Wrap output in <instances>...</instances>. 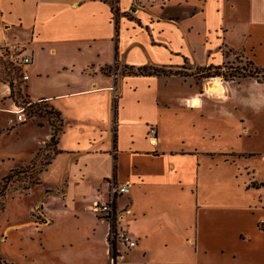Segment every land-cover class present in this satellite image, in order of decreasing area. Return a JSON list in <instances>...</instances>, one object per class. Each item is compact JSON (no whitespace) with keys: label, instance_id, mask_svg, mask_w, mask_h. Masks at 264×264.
<instances>
[{"label":"crops","instance_id":"1","mask_svg":"<svg viewBox=\"0 0 264 264\" xmlns=\"http://www.w3.org/2000/svg\"><path fill=\"white\" fill-rule=\"evenodd\" d=\"M8 43L32 59L23 93L61 117L29 190L46 196L31 210L46 223H27L46 264H111L110 224L91 211L110 179L132 186L116 208L136 246L117 264H264V82L215 77L213 91L204 76L232 56L264 69V0H0ZM10 93L0 83L4 128H31L18 143L30 164L53 127L19 124Z\"/></svg>","mask_w":264,"mask_h":264},{"label":"rangeland","instance_id":"2","mask_svg":"<svg viewBox=\"0 0 264 264\" xmlns=\"http://www.w3.org/2000/svg\"><path fill=\"white\" fill-rule=\"evenodd\" d=\"M234 59L233 56L230 57V63L227 65V69L224 70L226 75H255L259 73V79L264 81V69L255 72V68L250 63L245 62L241 58ZM0 69L3 71V67ZM162 72L166 73L165 71ZM180 72L183 75H190L188 72ZM212 74H214V71H206L204 76ZM1 75L6 77V73ZM211 78L209 79V85L213 91H217L220 80ZM23 84L24 82L21 83L20 81L14 83L15 94L13 98H10L14 104L20 106L31 101L23 93ZM7 105L8 103H5L3 108H6ZM26 106L28 107L27 123L36 122L42 124L50 122L58 132L61 131V117L50 106L44 103L26 104ZM5 117L6 114L0 113V134L6 133V130L11 133L14 129L9 127L5 130L4 127L9 122L8 119H12L13 116L9 115L8 119H4ZM14 118L16 119L17 116L14 115ZM30 129L26 128V132H22L20 135H17L16 129L11 135L0 137V191H3L4 187L7 188H5L7 190L6 196L0 197V257L2 258V264H46L47 262L45 237L41 234L33 233L30 228L31 225L27 224L30 215L32 227L36 231H40V228L46 223L41 215L40 208L33 210V212L31 211L36 205L42 204L44 206L46 204V196L41 187L32 191H24L23 188L39 178V172L45 169L57 151L55 143H49L33 162L23 164L22 162L28 158L26 154L30 146L21 150L18 143L22 142V135H27V138L30 136ZM255 160L260 163L259 157L255 158ZM259 170H261L259 174L254 173V175H257L258 179H264V168H259ZM8 176H10L9 180L2 182ZM14 225H17V228H12Z\"/></svg>","mask_w":264,"mask_h":264},{"label":"built area","instance_id":"3","mask_svg":"<svg viewBox=\"0 0 264 264\" xmlns=\"http://www.w3.org/2000/svg\"><path fill=\"white\" fill-rule=\"evenodd\" d=\"M3 48L7 53L8 60L22 69V81H28L29 77L25 73V67L31 64L32 59L30 57L24 56V52L16 43H8ZM31 104L32 103H30V105ZM39 104H41V102H39ZM14 105L15 108L13 110V113L17 116V122L19 124L27 123L28 107L26 105ZM147 138L152 146H157L159 144L157 127L155 125L149 127ZM107 186V200L102 201V199L98 197L97 200L93 202L91 211L97 216H101L102 219L110 224L109 243L111 248V264H117V260L122 257V249L129 250L136 246V242L133 241L131 236L123 228L120 227L119 224L123 221L124 218L119 214L116 208L117 200L120 197L128 195L132 186L130 182L120 183L114 179H110L107 182ZM114 252L116 253V256H114Z\"/></svg>","mask_w":264,"mask_h":264},{"label":"trees","instance_id":"4","mask_svg":"<svg viewBox=\"0 0 264 264\" xmlns=\"http://www.w3.org/2000/svg\"><path fill=\"white\" fill-rule=\"evenodd\" d=\"M113 12L115 14H118L119 9H114L113 8ZM252 65V64H251ZM3 67V71L0 69V83L8 85L10 88V98H13L14 94H15V87H14V83L16 81H20L21 83H23L22 81V69L20 67H18L16 64L11 63L8 58H7V53L5 51L4 48L0 47V68ZM255 68V67H254ZM227 69V66H223V67H215V68H207L204 72L206 73V71H213L214 70V74L210 75V76H205L206 78H211V77H222L224 78V80L229 81V80H234L237 77H241V76H249V77H254L257 78L259 81H262L259 79L258 74L256 73L255 75L250 74V75H243V74H230V75H226L224 73V70ZM261 69L259 68H255V72L256 71H260ZM148 69H138L136 72H134L133 70L130 71L131 74H143V73H148V74H156L158 71H152V72H147ZM6 73V77H2L1 74ZM8 77V78H7ZM264 82V81H262ZM27 99L30 100V98L26 95ZM34 105L32 101H29L26 104H30ZM37 104V103H36ZM53 110V109H52ZM56 112V111H55ZM57 115L60 116V114H58L56 112ZM53 127V135L51 138L50 143H55V145L57 144V140H58V135L60 132H58V130L55 128V126L53 124H51ZM10 178V176L4 178L2 180V182H6L8 181ZM36 184H39V178L35 179L30 185L26 186L23 188L24 191H28L30 190L33 186H35ZM253 186H256L255 184H253ZM0 187H1V183H0ZM4 187L3 191H0V197H5L6 196V192H7V188ZM260 228L264 231V224L260 225ZM114 256H116V253H113ZM7 263V262H6ZM0 264H2V258L0 257Z\"/></svg>","mask_w":264,"mask_h":264}]
</instances>
